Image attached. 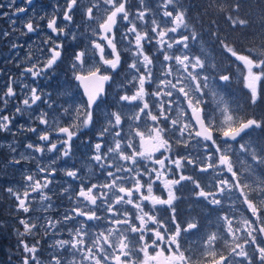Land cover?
<instances>
[{
    "label": "snow or ice",
    "instance_id": "snow-or-ice-1",
    "mask_svg": "<svg viewBox=\"0 0 264 264\" xmlns=\"http://www.w3.org/2000/svg\"><path fill=\"white\" fill-rule=\"evenodd\" d=\"M14 4L10 0L8 7ZM25 4L30 6L32 0ZM81 7L80 0H63L62 4L58 0L50 18L40 17L47 20L49 34L26 55L24 67L16 64L21 68L19 78L9 76L6 91L0 95V103L6 106L17 97L15 86L19 85L23 99L15 114L26 115L30 121L20 125L19 131L39 133L38 143L25 145L27 154H17L12 147L14 155L8 165L37 160L36 153L59 152L52 164L71 158L74 138L100 125L96 141H84L90 148L86 163L91 178L87 171L82 176V169L76 167L62 170L79 185L78 190L62 188L61 196L67 195L72 206L59 219L42 214L53 207L45 190L50 191L57 168L37 164L35 172L21 173L19 185L5 189L16 202V211L26 214L19 218L23 230L15 229L20 264H43L41 241L29 244L25 237L43 233L52 239L64 230L68 239H53L47 264H264V174H258L264 168V147L244 141L250 131L264 129V119L242 117L222 99L211 114L206 111L205 90L211 89L205 74L209 61L190 47L189 41L198 42L200 36L190 27L187 7L180 0H137L133 11L129 0H97L83 7V32L75 21ZM220 10H224L222 6ZM240 10L241 0H234L227 17L233 30L250 24ZM26 11L19 7L12 14ZM38 27L29 18L22 34L36 32ZM11 34L5 31L2 36ZM211 35L242 63L248 103L257 105L261 99L258 85L264 80V44L256 57L238 53L218 32ZM81 39L86 41L84 47L78 46ZM17 47L13 42L11 48ZM125 52L131 62L116 84L113 102L117 107L98 117L97 109L108 96L105 85L115 83L113 73L124 63ZM66 56L71 79L83 90V98L64 107L57 106L52 91L24 81L30 77L33 82L44 80L51 85ZM230 78L219 77L225 82ZM57 88L65 91L63 86ZM38 102L46 107L36 113L33 106ZM128 107L131 115L123 111ZM14 119L0 115V131H10ZM37 122L44 127L32 126ZM126 122H130L127 130ZM237 152L249 159H240ZM188 166L193 173L207 174L209 183L185 174ZM184 182H190L196 198L213 210L223 209L228 200L230 207L240 205L247 214L237 218L222 212L217 231L185 247L184 234L199 225L195 220L185 227L177 222L175 190ZM156 186L163 188L166 198L156 194ZM162 207L171 211L174 230L168 220L156 215ZM33 211L41 214L33 218Z\"/></svg>",
    "mask_w": 264,
    "mask_h": 264
},
{
    "label": "flooded vegetation",
    "instance_id": "flooded-vegetation-1",
    "mask_svg": "<svg viewBox=\"0 0 264 264\" xmlns=\"http://www.w3.org/2000/svg\"><path fill=\"white\" fill-rule=\"evenodd\" d=\"M62 0H59L61 3ZM181 1V0H180ZM58 2V0H32V4L29 6L25 4V0H15V4L12 8H9L8 5L10 0H0V5L4 7L0 8V95L6 91L7 84L9 83V76H15L19 78V73L21 68H17L16 64L20 63L21 67H24V60L26 55L30 51H35L37 46L40 44L42 40L46 38L49 34V30L46 27L47 20L40 19L41 16H47L48 18L51 17L53 12V6ZM81 2V9H79L75 14V21L76 25H79V30L81 32L84 31V20L82 16L83 7L88 6L91 3L97 2V0H80ZM129 3L136 7L134 1H130ZM182 3V2H181ZM183 4V3H182ZM25 7L27 9L24 13H19L13 15L12 13L15 11L16 8ZM7 12L8 15L4 16L3 13ZM61 17V26H63L62 21V13L60 14ZM29 18L35 19L36 23L39 25L36 32L27 33L26 35L22 34V32H26V29L23 28L24 23H26ZM15 21V24H13ZM76 25H69V27H76ZM13 28L16 29L13 32ZM123 29H121L122 31ZM8 31L12 33L8 38H4L2 33ZM184 31V30H181ZM199 33L200 39L198 42L194 43V47H196V43L202 42V35ZM187 34V33H185ZM15 42L19 47L16 49H12L11 45ZM86 41L81 39L78 43L79 47H84ZM201 45V44H200ZM149 52L152 51L151 48L148 49ZM124 63L122 66L117 70V72L113 73L115 83L106 84L105 87L108 92V96L106 97L104 103L100 105V108L97 109V115L102 116L105 110H115L117 107L113 102V97L115 95V88L116 84L119 83L126 72L127 64L130 61L129 53L125 52L123 55ZM242 65V63H241ZM240 65V66H241ZM240 80V92H235L232 90L231 83L228 82V86L223 89L225 92L228 93L229 98L231 99V103H226L231 106L233 109L237 110L238 115L246 118H252L245 114V110L249 107L248 103V90L244 87L243 79L237 76ZM32 86H39L41 88H45L46 91H52V99L56 102L57 106L59 103H64V97L60 98L61 91L58 90L57 85L63 86H70L73 91L72 94L76 97V99L81 100L83 98V90L76 85V82L71 79V71L68 68V60L67 56L65 60L59 65L57 70V75L55 79L51 82V85H48L47 81L39 80L33 82L32 79L29 77L27 80L24 81ZM46 85H48L46 87ZM15 90L17 92V97L5 106L4 104L0 103V115H9L15 116L13 123L10 127V131H0V209H4V214L0 215V264H20V256L17 251V240L18 237L15 232L16 229H21V225L19 224V218L25 216L23 212L16 211V202L13 198H10L8 193L5 191L7 187H15L21 183V173L27 171L35 172L37 169V164H46L48 163L51 167H55L58 169L55 177L62 178L64 174L63 169L65 168H72L76 167L82 169L81 175L84 176L85 172H89L87 178H91V167L86 163L87 158L90 154V148L88 145L84 143V141L88 140L89 138L93 141H96V132L98 131L100 125L97 124L93 129L86 130L83 135H80L79 138H74L72 142V153L73 155L71 158H64L57 160L55 164L51 163V160L55 159L59 156V152L53 154L45 152L43 156L41 154L36 153L35 155L38 157L37 160H30L27 162H22L20 165L12 166L8 165V159L14 155L11 151L12 147H16L17 154L18 153H28V150L25 148V145L28 142H36L38 143V134L39 133H31V132H20L19 126L22 124H29L30 121L28 120L27 116H20L15 114V108L21 106V101L23 99V93L21 92V88L19 85L15 86ZM223 100V98H220ZM205 101V109L206 111L211 114L212 109L215 106V103L211 101L210 96L204 97ZM46 106L40 102L37 105H34L33 108L36 113H38L41 108H45ZM126 115H131L132 110L130 107L123 109ZM64 123V120H61V124ZM130 122H126L124 125L125 130L128 129V124ZM32 126H38L43 128L44 126L36 124H32ZM256 130V129H255ZM252 130V131H255ZM250 131V133L252 132ZM15 133V135H13ZM247 135L244 137V139ZM56 137L53 133V140L55 141ZM183 152L182 149H180ZM159 155V154H157ZM28 163L31 164L28 167ZM239 167V165H238ZM185 174H193L196 175L197 179H201L204 184H208L210 177L205 175H200L198 173L192 172V166H188L187 171ZM43 174H38V176H42ZM68 181V188L69 190H78L79 181H72L68 177H64ZM101 179H103L101 177ZM95 182V181H93ZM52 194V201H53V209L54 214L53 217L59 219V215H61L66 210H68L72 203L69 200V203L66 204L61 198L58 196V191L54 187L50 190ZM154 191L158 195H162L166 198L167 193L164 192L163 188L160 186H156ZM175 194L178 197L177 200L174 201V206L176 208V218L177 222L182 226L185 227L189 221L195 220L199 227L196 230H192L190 233L184 234L185 236V247L191 246L193 243L201 242L202 238H204L208 233L217 231V221L218 217L222 214V212H227L230 215L235 217H239L241 213H245V209L237 205L235 209L230 207V201L225 200V204L223 209H216L213 210L211 206L207 205L205 201L202 199H197L194 195V186L190 182H184L183 186H177L175 190ZM40 215L41 213L35 211V215ZM43 214V213H42ZM156 215L161 220H168L169 227L173 230L175 226L170 223V217L172 215L171 211L168 210L166 207L160 208V210L156 213ZM250 215V214H248ZM92 223V222H90ZM222 223V222H220ZM19 227V228H18ZM153 227H155L153 225ZM41 235V233H40ZM41 238V236H39ZM26 239V237H25ZM57 239H68L67 233L64 232L57 236ZM262 240H264L262 238ZM30 241V240H29ZM42 253H39L40 256ZM253 256L255 253L253 252ZM11 258V259H10Z\"/></svg>",
    "mask_w": 264,
    "mask_h": 264
},
{
    "label": "trees",
    "instance_id": "trees-1",
    "mask_svg": "<svg viewBox=\"0 0 264 264\" xmlns=\"http://www.w3.org/2000/svg\"><path fill=\"white\" fill-rule=\"evenodd\" d=\"M188 9L189 24L200 31L202 37L208 40V47L217 60L226 64L234 63L227 52L212 37V32H218L221 38H227L240 54H256L259 57L261 45L264 44V0H241L240 16L250 21L246 28L233 30L227 19L230 6L234 0H181ZM215 5V6H213ZM223 7V11L220 10ZM258 52V53H255ZM261 99L257 105H245V114L258 120L264 119V80L258 85ZM259 140L264 143V129H258ZM4 209H0V215ZM19 228V227H18Z\"/></svg>",
    "mask_w": 264,
    "mask_h": 264
},
{
    "label": "rangeland",
    "instance_id": "rangeland-1",
    "mask_svg": "<svg viewBox=\"0 0 264 264\" xmlns=\"http://www.w3.org/2000/svg\"><path fill=\"white\" fill-rule=\"evenodd\" d=\"M132 1H134L135 4H137V0H132ZM62 3H63V0L61 1V4ZM133 11H135V7H133ZM207 41L208 40L204 39V37H203V40H202L201 43H196L197 44L196 47H194V43L195 42L189 41V43H190V47H191V49H192V51L194 53L198 54V53L202 52L203 54L206 55V57H207V59L209 61V66H208L205 74L209 75V77H210L209 83H210L211 89L210 90L206 89L205 91L208 93L206 96H210L211 97V101H213L215 103V106L212 109V112H213V110L216 108L218 100H221L220 98H223V101H224L225 104L226 103H231V99L229 98L228 93L223 90L229 85L228 82L231 83V85H232L231 87H233L232 88L233 91H235V92H240L241 91V89H240L241 82L237 78V76L242 78L241 70L243 69V65L240 66L237 62L234 61V63H231V61H230V63L226 64V66H225L222 62L217 60V58L215 57V54L213 53V51L208 47V42ZM255 53H258V52H255ZM251 55L257 57L256 54H251ZM229 56L233 60V58H232V56L230 54H229ZM254 71H259V70L258 69H254ZM220 75H229L231 78L227 82L221 81L219 79ZM64 89H65V91L61 92L62 95H60V98L63 96L65 102L64 103L60 102L59 106L67 107V106H69L71 104H75V103H79L80 102V100L76 99V97L72 94L73 89L70 86L64 85ZM213 92L216 93V96H213ZM247 96H248V93H247ZM216 114L218 115V113H216ZM258 135H259L258 134V129H256L255 131H252L251 133H249L247 135V137L244 139V141H247L249 143L255 144V145L260 146V147H264V143L259 140ZM244 141H241V142H244ZM234 147L238 148V144L234 145ZM236 155L240 159H249L248 157L244 156L243 154H241L239 152H237ZM30 160L31 159H29L28 161H30ZM46 165H49V164L46 163ZM30 166H31V164L28 163V167H30ZM48 167L50 168V166H48ZM241 171H243V168H241ZM258 174H264V168L258 169ZM64 177H65L64 175H63L62 178L54 177V182L50 185V190H51L52 187L57 189L59 198H61L66 204H68L69 203L68 196L67 195L61 196L62 188H68V181ZM45 191L48 192V194L52 197V194L50 193L51 191H49L48 189H46ZM33 195H35V194H33ZM52 204H53V201H52ZM36 206L37 205H34V207H36ZM54 211L55 210L52 207V208H50L48 210V212L43 213V215H45V216L50 215V216L53 217ZM64 212H61V213H64ZM30 215L33 218H35L37 216V215H35V211L30 213ZM59 218H60V215H59ZM21 229H22V226H21ZM64 232H66V230H64L62 233H64ZM39 236H41V238ZM53 239H57V237H54V238L50 239L49 237L43 236V233H41V235L39 234V235H36L34 237H32V236L26 237V240H27V242L29 244L34 243L35 240H40L41 241V245H40L41 251H40V253H42L41 254L42 256H40V259L43 261V264H47V259L52 254L53 250L49 248V244L53 242ZM256 264H258V262H256Z\"/></svg>",
    "mask_w": 264,
    "mask_h": 264
},
{
    "label": "water",
    "instance_id": "water-1",
    "mask_svg": "<svg viewBox=\"0 0 264 264\" xmlns=\"http://www.w3.org/2000/svg\"><path fill=\"white\" fill-rule=\"evenodd\" d=\"M264 239V238H263Z\"/></svg>",
    "mask_w": 264,
    "mask_h": 264
}]
</instances>
